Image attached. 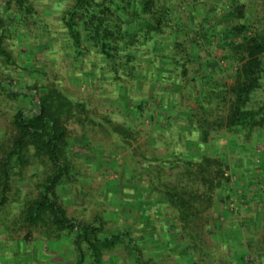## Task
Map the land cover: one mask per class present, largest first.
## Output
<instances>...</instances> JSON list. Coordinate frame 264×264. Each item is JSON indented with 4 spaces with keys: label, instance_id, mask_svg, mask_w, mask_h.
Segmentation results:
<instances>
[{
    "label": "trees",
    "instance_id": "1",
    "mask_svg": "<svg viewBox=\"0 0 264 264\" xmlns=\"http://www.w3.org/2000/svg\"><path fill=\"white\" fill-rule=\"evenodd\" d=\"M66 2L68 6L59 21L69 45L70 60L81 64L86 57H93L101 64L94 67L93 61L91 68L94 69L84 75L90 74L95 78L96 70L103 81L115 86L133 85L136 74L139 79L146 76V69L141 68L137 57L140 48H144L143 54L154 55L151 65L159 62L153 67L161 69L158 76L153 70L146 71L150 79L153 73L155 79L159 77L155 80L158 85L162 86L167 78L174 81V86L184 82L183 88L189 82L194 86L196 80H201L202 86L210 85L206 72L199 71L202 67L200 58L188 52V45L194 43L198 33L189 36L188 26H176L171 10L158 5L157 0ZM231 2L232 9L228 8L224 16L229 26L224 29L223 35H216L218 26L214 22L209 24L213 19L212 13L202 19L197 32L201 33L200 39L206 51L221 47L222 57L227 62L240 63V66L233 72V84L229 87L217 84L199 92L195 89V94H198L196 109L207 111L222 105L227 112L224 120L226 131L243 132L244 135L255 131L263 138L264 101L257 99V95L264 84V0L260 5L262 14L259 18L253 16L252 7L246 3L239 0ZM29 21H36L38 26L41 23L34 0H0V103L2 106L10 105L8 120L12 131L8 144L0 148V211L9 202L12 182L22 183L24 170L30 167L34 177H40L31 183L24 202L18 197L14 200L19 212L13 217L19 230L25 227L37 231L40 239L47 243L58 242L62 238L69 241L72 260L66 264H102L103 255L119 245L133 256L134 264H144L138 242L128 231L119 229L106 235L102 218L95 217L90 222L77 221L67 213L58 192L63 185L79 181L69 159V147L73 141L89 143L88 134L103 133L118 151H126L131 142H135L136 128L145 122H152L154 109L149 108L146 102L134 103L130 99L126 108L128 115L122 123H118L111 116L93 109L92 95L68 94L57 81L48 80L44 71L31 70L30 65L13 60L6 45L9 40L23 36L20 33ZM214 35L219 38L216 43L212 41ZM162 37L171 38V43L165 45L166 38ZM162 49L171 51H160ZM207 57L204 64L210 66V63L213 64L208 61L211 55ZM189 62L197 66L187 81ZM13 69L34 71L37 78L30 74L26 79L19 77L20 71L15 79L11 73ZM170 103L174 107L175 102ZM192 122L194 129L191 123L192 128H179L170 133L173 141L154 142L164 154L142 156L138 170L147 178L153 204L158 210L167 205L176 210L181 229L188 236L190 246L196 249L203 219L213 208L229 177L224 158L221 155L212 156L201 149L208 140L207 125L199 127L197 122ZM72 127L81 130L75 138L70 134ZM192 138L197 139L198 146L194 153L188 147ZM169 169L175 172L172 183L166 179L171 177ZM219 199L225 202L223 198ZM15 222L7 215L0 218V233L6 235V241L9 240V225ZM207 232L211 234L208 226ZM28 234H24V239L14 240L17 249L25 247L23 241ZM253 248L259 258H264V225L261 238Z\"/></svg>",
    "mask_w": 264,
    "mask_h": 264
},
{
    "label": "rangeland",
    "instance_id": "2",
    "mask_svg": "<svg viewBox=\"0 0 264 264\" xmlns=\"http://www.w3.org/2000/svg\"><path fill=\"white\" fill-rule=\"evenodd\" d=\"M239 1L252 7L251 12L255 18L262 14L260 5L263 0ZM34 2L40 26L36 21H29L20 33L23 34L22 37L8 41L6 48L11 52L13 60L30 65L31 70L44 71L48 80L57 81L68 94L92 95L93 109L111 116L118 123H122L128 115L126 108L131 101L146 102L149 108L154 109L152 122H145L136 128L135 142H131L126 151H118L103 133L88 134L89 143L74 139L73 145L69 147V159L79 181L63 185L58 192L67 213L83 222H90L95 217L102 218L106 235L119 229L128 231L138 242L144 264H264V258H259L253 248L261 238L264 225V137L261 138L255 131L249 135L233 130L226 131L224 120L227 112L222 105L207 111L196 109L198 94H195V89L199 92L202 88L217 84L229 87L233 84V72L240 66V63L227 62L222 57L221 47L206 51L203 40L200 39L201 33L197 32L202 19L212 13L213 19L209 24L214 22L218 26V37L223 35L224 29L229 26L224 16L228 8L232 9L231 0H157L158 5L171 10L176 26H188L189 36L199 34L195 36L194 43L188 45V52L200 58L202 67L199 71L206 72L210 85L202 86L201 80H196L194 86L189 82L184 88V82H178L174 86V81H169L168 78L162 86L158 85L155 80L159 77L155 79L154 73L158 76L161 69L153 67L159 62L151 65L150 60L154 55L143 54L144 48H140L137 57L141 68L148 72L154 71L152 80L145 71L144 79H139L136 74L133 85L121 88L109 81H103V77L96 74V70L95 73L92 72L95 78L90 77V74L84 75L94 69L91 68L93 61L94 67L101 64L93 57H86L81 64L70 60L69 45L59 21L68 2ZM218 37L214 35L211 39L216 43ZM164 38L165 45H169L171 38ZM207 55H211L208 61L213 62L210 66L204 64L208 59ZM262 61L264 63V55ZM188 64L189 70L185 78L187 81L193 76L194 67L197 66L190 62ZM31 70L27 72L13 69L11 73L15 79L20 71L19 77L26 79L30 74L37 78V73ZM96 78L102 79V83L97 82ZM257 99L264 101V84L262 90L258 91ZM171 101L175 102L174 107L171 106ZM9 115L10 105L2 106L0 103V148L6 146L12 136ZM191 120L197 122L199 127L207 125L208 140L201 149L212 156L221 155L229 177L213 208L203 219L196 249H193V245L190 246L188 236L181 229L176 210L169 205L158 210L153 204L147 178L138 170L142 156L164 154L154 142L173 141L169 134L179 128L188 129L191 123L194 129ZM202 120L205 121L204 124ZM70 131L72 138L81 132L78 127H72ZM196 140L192 138L188 141L191 153L196 152L198 147ZM33 173L28 167L24 170L22 183L12 182L8 194L9 202L0 211V218L7 215L9 220L15 222L13 216L18 214L19 208L15 207L14 200L17 197L21 202L26 200L31 183L40 177L38 174L34 177ZM168 173H171V177L166 179L172 183L175 180L174 169H169ZM220 197L224 199V203L220 201ZM147 210L148 213L145 212ZM16 223L9 225L8 241L6 235L0 233V264H66L72 260L69 253L70 242L66 239L47 243L40 239L37 231L25 227L19 230ZM207 226L211 234L207 232ZM27 232L29 236L23 241L25 247L17 249L14 240L24 239ZM102 264H134V261L133 256L119 245L114 251L103 255Z\"/></svg>",
    "mask_w": 264,
    "mask_h": 264
},
{
    "label": "built area",
    "instance_id": "3",
    "mask_svg": "<svg viewBox=\"0 0 264 264\" xmlns=\"http://www.w3.org/2000/svg\"><path fill=\"white\" fill-rule=\"evenodd\" d=\"M231 207V206H230Z\"/></svg>",
    "mask_w": 264,
    "mask_h": 264
}]
</instances>
